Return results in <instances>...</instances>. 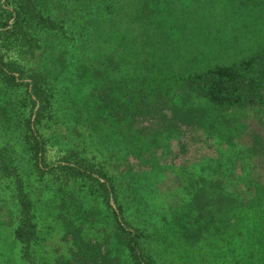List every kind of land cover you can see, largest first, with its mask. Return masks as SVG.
<instances>
[{"label": "trees", "instance_id": "16d2710c", "mask_svg": "<svg viewBox=\"0 0 264 264\" xmlns=\"http://www.w3.org/2000/svg\"><path fill=\"white\" fill-rule=\"evenodd\" d=\"M52 33L67 35V55L55 54ZM32 37L53 58L34 72L0 52V205L12 209L30 263L264 264V185L239 147L247 111L264 131V0H0V39ZM216 91L226 105L212 101ZM99 96L114 120L90 131L84 112ZM51 101L69 137L100 136L105 154L127 155L116 180L100 183L89 166L84 177L96 184L86 189L43 180L58 170L46 166L35 128ZM161 104L173 126L135 130ZM187 126L215 154L175 167L164 160ZM129 158L140 172L126 168ZM167 173L179 182L172 193L161 188ZM40 244L52 248L48 261L33 254ZM8 253L0 238V258Z\"/></svg>", "mask_w": 264, "mask_h": 264}, {"label": "rangeland", "instance_id": "374dc122", "mask_svg": "<svg viewBox=\"0 0 264 264\" xmlns=\"http://www.w3.org/2000/svg\"><path fill=\"white\" fill-rule=\"evenodd\" d=\"M52 13L57 14L56 11H50L49 14ZM42 21L43 19L40 20V22ZM46 24H49L50 28L54 27L48 22ZM48 39L54 41V46L57 48V52H55V54H68V49L72 43L68 40L67 35L52 33ZM41 44L44 45L45 43L43 41L41 43L33 37L32 39L28 38L26 41L23 39L22 41L19 39L18 41H15V38H5L0 39V52L8 62L13 63L25 72L30 73L32 71H36L37 68L44 64V62L47 63L50 59H53L49 54L43 52L42 47L39 46ZM22 91L17 90L14 92V98L11 101L12 106H19L23 93H25V90ZM212 101H216L217 103L220 102V106L226 105L225 94L216 91V95L212 98ZM45 106V114L37 120V125H35L37 131L36 135L42 138L45 143L44 158L47 163L46 166L58 167V170L53 172V175H45L46 177L43 178V180H46L49 185H57L63 178L64 181L66 178H70V184L74 181L72 185L76 184L82 186L83 189H86L88 184L92 186L96 183L87 181L88 178L84 177V170L89 171L90 168L96 173L93 177L96 175L97 177L102 176L99 180L100 183L110 178L112 180H116L115 175L122 174V169L119 165L123 162L121 160H124V157L127 155L119 157L117 154L113 155L114 153L105 154L107 149H104L103 146L107 148L108 144H103L100 141V136L97 137L83 133V136L81 137H69L66 130L67 127L63 126L65 123L61 124L55 118L59 111L58 107L52 103V101L47 102ZM164 109L165 107L162 104L159 106H153L142 116L135 118V130L143 136H146L148 133H158L166 129L168 126H173L170 121L172 120V115L168 114L166 111H159ZM84 113L88 116V122L85 126L88 127L87 129L90 131L93 124L97 127L103 122L111 124L114 120L111 110L105 106L103 97L101 96H99L96 100L89 102V106ZM244 116L246 117L245 124L247 125V129L239 138V147L240 149H248L250 152V174L253 177V181L264 185V131L259 129L256 120L257 117L254 116L251 110L244 113ZM68 131H70V129H68ZM60 136L63 137V139L60 142H55L53 138ZM179 140L180 142L178 143H172L167 157L164 160L168 164H173L175 167L189 166L197 163L207 156H214L215 154V150L204 148L203 135L201 131H198L194 126L183 127L181 129V133L179 134ZM3 147H5L4 150L10 151V148H18L19 145H15L13 147L4 145ZM126 152L128 153V151ZM148 158L150 159V157H145L147 162H149ZM128 161L129 162H127L126 168L132 169L134 173L141 171L139 163L135 162L131 158H129ZM67 163H71L72 165L74 163L75 166L80 169V171H78V175H73L72 173L69 174L64 170L62 172L63 168H67ZM87 166H89V168ZM241 167V161H239L238 158L236 162L237 176H241ZM238 185L239 188L237 189V195L242 196L240 197L241 200L245 199V195L243 194L244 184L242 182H238ZM161 188L163 193H172L179 189V182L176 181L173 175L167 173L166 180ZM178 203L179 200H174L170 203V205L173 208V206ZM99 206L100 204H97V207ZM10 209L11 208L8 205H0V238L5 243L6 249L9 252L6 257L0 258V262H5L6 264H32L29 261L26 250L28 248H26L25 245L20 244V242L15 241L14 229H18V222L16 221L13 225L14 215L11 213ZM22 223V229L26 230V222L24 221ZM18 232L16 236L21 239V233ZM32 245L34 247V244ZM32 245L30 249L32 248ZM51 249V247L46 245L44 249L41 250L40 244L35 248L37 252L33 254L34 256L36 254L37 258L41 260L44 258L48 261L51 258Z\"/></svg>", "mask_w": 264, "mask_h": 264}]
</instances>
